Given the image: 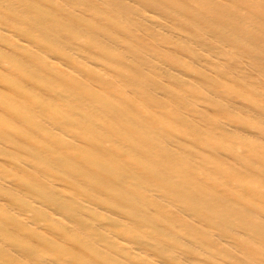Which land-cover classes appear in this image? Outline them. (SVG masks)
Segmentation results:
<instances>
[{
    "label": "bare ground",
    "instance_id": "1",
    "mask_svg": "<svg viewBox=\"0 0 264 264\" xmlns=\"http://www.w3.org/2000/svg\"><path fill=\"white\" fill-rule=\"evenodd\" d=\"M0 264H264V0H0Z\"/></svg>",
    "mask_w": 264,
    "mask_h": 264
}]
</instances>
